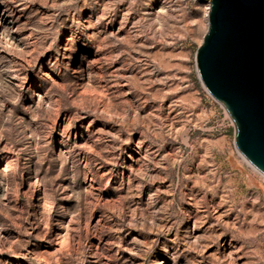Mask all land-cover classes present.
Instances as JSON below:
<instances>
[{"label":"rangeland","instance_id":"1","mask_svg":"<svg viewBox=\"0 0 264 264\" xmlns=\"http://www.w3.org/2000/svg\"><path fill=\"white\" fill-rule=\"evenodd\" d=\"M208 6L0 0V264H264V175L196 71Z\"/></svg>","mask_w":264,"mask_h":264},{"label":"water","instance_id":"2","mask_svg":"<svg viewBox=\"0 0 264 264\" xmlns=\"http://www.w3.org/2000/svg\"><path fill=\"white\" fill-rule=\"evenodd\" d=\"M198 77L234 123V144L264 175V0H205Z\"/></svg>","mask_w":264,"mask_h":264},{"label":"bare ground","instance_id":"3","mask_svg":"<svg viewBox=\"0 0 264 264\" xmlns=\"http://www.w3.org/2000/svg\"><path fill=\"white\" fill-rule=\"evenodd\" d=\"M208 7H209V6H208ZM207 12H208V11H207ZM205 18H206V17H205ZM1 21H2V20H1ZM1 21H0V25H1V23H2ZM242 157H243V156H242ZM243 159H244V158H243Z\"/></svg>","mask_w":264,"mask_h":264}]
</instances>
